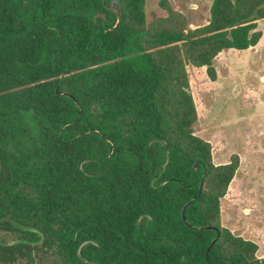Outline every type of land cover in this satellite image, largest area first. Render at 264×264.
<instances>
[{
	"label": "trees",
	"instance_id": "trees-1",
	"mask_svg": "<svg viewBox=\"0 0 264 264\" xmlns=\"http://www.w3.org/2000/svg\"><path fill=\"white\" fill-rule=\"evenodd\" d=\"M119 3L0 0V264H264L220 224L239 159L193 134L185 70L215 81L222 51L256 46L264 0H212L195 29Z\"/></svg>",
	"mask_w": 264,
	"mask_h": 264
},
{
	"label": "rangeland",
	"instance_id": "rangeland-1",
	"mask_svg": "<svg viewBox=\"0 0 264 264\" xmlns=\"http://www.w3.org/2000/svg\"><path fill=\"white\" fill-rule=\"evenodd\" d=\"M195 29L209 21L212 0H166ZM159 0H146V21L166 16ZM262 34L247 50H224L213 61L216 80L204 67L186 65L196 122L193 134L208 142L214 165L236 155L239 166L220 201V224L234 235L254 242L256 256L264 257V19L257 21ZM0 232V242L13 240ZM53 255L40 256L38 264H54ZM25 264V263H24Z\"/></svg>",
	"mask_w": 264,
	"mask_h": 264
},
{
	"label": "water",
	"instance_id": "water-1",
	"mask_svg": "<svg viewBox=\"0 0 264 264\" xmlns=\"http://www.w3.org/2000/svg\"><path fill=\"white\" fill-rule=\"evenodd\" d=\"M105 0H102V2H104ZM108 9L113 12L116 17H117V21L120 20V14H121V10H120V3H119V0H109V5H108ZM98 17H102L104 19V15L100 14V13H97L95 14V19L98 18ZM69 97H71L70 95H68ZM72 98V97H71ZM74 100V99H73ZM74 102L77 104V102L74 100ZM78 106V104H77ZM153 141H158L160 142L163 147L165 148V152H166V158L168 160V149L166 147V144L159 140V139H154ZM1 166H2V162H1V159H0V172H1ZM196 165H194L195 167ZM154 181V180H153ZM153 183V182H152ZM192 200H190L189 202H187L183 209H182V217H184V214H185V211L187 209V207L191 204ZM196 228V227H194ZM200 229H204L203 227H199ZM205 228H209V227H205ZM215 240H212V242L210 243V246L214 243ZM40 243V242H39ZM79 252V251H78Z\"/></svg>",
	"mask_w": 264,
	"mask_h": 264
},
{
	"label": "flooded vegetation",
	"instance_id": "flooded-vegetation-1",
	"mask_svg": "<svg viewBox=\"0 0 264 264\" xmlns=\"http://www.w3.org/2000/svg\"><path fill=\"white\" fill-rule=\"evenodd\" d=\"M32 246H35V245H32Z\"/></svg>",
	"mask_w": 264,
	"mask_h": 264
}]
</instances>
